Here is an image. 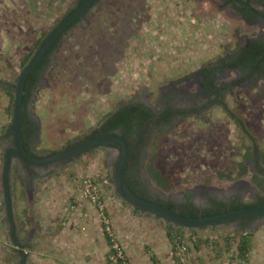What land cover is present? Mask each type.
I'll list each match as a JSON object with an SVG mask.
<instances>
[{
    "label": "rangeland",
    "instance_id": "rangeland-1",
    "mask_svg": "<svg viewBox=\"0 0 264 264\" xmlns=\"http://www.w3.org/2000/svg\"><path fill=\"white\" fill-rule=\"evenodd\" d=\"M77 2L0 0V264L22 261L9 235L1 181L12 141L14 85L39 42ZM254 6L264 13L263 6ZM262 34L257 18L242 17L224 0H97L64 33L31 90L27 110L37 125L31 151L42 157L76 145L124 103L160 109L171 98L196 113L152 130L142 148L139 183L156 200L190 196L206 211L210 197L259 202L264 175H256L252 157L244 156L248 141L217 100L202 93L197 71ZM237 77L226 70L216 82L221 86ZM223 99L245 120L264 155V78L232 86ZM118 158L117 147L97 146L40 168L35 177L11 157L8 187L24 264H43L53 253L67 252L71 232L89 251H82L85 264H110L103 224L78 191L85 177L97 182L128 264H179V251L187 264H264V214L245 230L234 220L176 227L120 197L114 184ZM73 203L78 212L68 229ZM242 237L248 241L244 258L238 251Z\"/></svg>",
    "mask_w": 264,
    "mask_h": 264
},
{
    "label": "trees",
    "instance_id": "trees-1",
    "mask_svg": "<svg viewBox=\"0 0 264 264\" xmlns=\"http://www.w3.org/2000/svg\"><path fill=\"white\" fill-rule=\"evenodd\" d=\"M83 1L84 0H79L76 7H78ZM96 2L97 0H95L94 3ZM247 4L248 2L246 3V5ZM72 11L73 9L70 10L63 18L68 16ZM248 12L254 13L253 15L249 16L250 19H254L258 16L264 24V14L252 8H249ZM78 20L79 19H76L67 28L73 26L76 22H78ZM58 39L59 37L52 43V45L48 48L46 53L37 62V64L29 71L24 82L21 108V138L24 148L30 155L33 156L34 154H32V152H30L29 150V145L34 141L37 135V126L31 114L28 112L26 104L31 90L34 89L38 81L40 72H42L49 63V54H51L52 50L55 48ZM40 43L41 41L39 42V44ZM226 70L236 71L238 73V77L227 84L218 86L216 78L218 74ZM197 72L201 76L200 85L202 93L214 97L217 100V103L225 111L227 116L234 122L237 129L248 141L246 153L244 156L247 158L250 156L252 157L256 175H264V155L259 150V146L254 135L246 125L245 120L241 116L237 115L234 111H232L226 105L223 99L226 91H228L232 86L240 85L244 82L250 83L255 80L264 78V35H261L256 39H250L246 44L239 47L231 56H223L216 59L215 61L209 62L199 68ZM170 99L171 98L165 99L163 102V107L157 111L153 110L150 106L140 101L124 103L117 107L113 112L106 114L99 123L97 129L94 131H97L100 134L118 132L123 135L130 143L135 144L133 150L129 155V164L127 165L125 171V182L128 187L138 196L140 195L136 192V189L140 188L138 187V185L132 186L131 181L132 177L135 176L134 172L137 174L139 171L142 148L148 142L152 130L163 125L167 126L171 123V121L179 117L196 113V108L178 107L175 104H172L170 102ZM93 133H91L90 135H92ZM108 145L110 144L108 143ZM25 167H27L29 171L28 173H31L30 175L35 177L37 176V174L33 173L32 169H29L28 165H25ZM136 181L137 183H139V178H136ZM259 200V204L264 203V197L259 198ZM155 203H158L169 210L177 212L173 209L174 202L171 200H165L164 202L163 200H160ZM216 203L218 206L217 210H211L209 212H206L205 214L222 212L254 205L253 203H245L238 197H235L226 202L218 201ZM177 213L192 217L199 215L194 206L187 208L186 211L181 210ZM237 222L240 228L245 230L251 224L252 217H242L237 219ZM169 229L176 231L178 228L174 229L173 227H169ZM242 239L243 240H241L238 251L240 256L244 258V255L247 251L248 241L246 237H242Z\"/></svg>",
    "mask_w": 264,
    "mask_h": 264
},
{
    "label": "water",
    "instance_id": "water-1",
    "mask_svg": "<svg viewBox=\"0 0 264 264\" xmlns=\"http://www.w3.org/2000/svg\"><path fill=\"white\" fill-rule=\"evenodd\" d=\"M95 0H84L74 11L68 16L63 18L59 24L47 35L42 44L34 52L33 56L28 60L20 71L16 83L14 85L13 96V111L11 119V131L13 146L5 151L1 181L3 187V196L5 201L6 218L9 224V235L13 243L17 247V252L23 259L25 253L22 251V245L15 238V224L12 217L11 199L9 195L8 187V172L11 162V157L15 156L19 160L29 165L36 167L49 165L62 159L72 158L84 153L86 150L95 146H100L104 143H115L119 147V158L115 168L114 184L120 197L125 200L131 206L152 214L154 216L162 218L165 222L171 223L176 227L183 228H201L209 225L219 224L227 221L236 220L242 217L259 216L264 214V203L251 205L247 207H240L222 212H216L211 214H199L197 216H184L172 210H169L158 203L144 199L135 194L125 182V171L129 161V152L132 147L126 138L118 132L106 133L97 135L89 140L81 142L75 146L67 148L65 150L53 152L47 156H32L30 155L22 144L21 138V114H22V99L25 78L29 71L36 65L39 59L43 56L48 47L53 41L64 32V30L77 18L81 17L85 13Z\"/></svg>",
    "mask_w": 264,
    "mask_h": 264
},
{
    "label": "flooded vegetation",
    "instance_id": "flooded-vegetation-1",
    "mask_svg": "<svg viewBox=\"0 0 264 264\" xmlns=\"http://www.w3.org/2000/svg\"><path fill=\"white\" fill-rule=\"evenodd\" d=\"M79 1V0H78ZM95 2V1H94ZM224 2H226V4L233 10V11H236L237 13H239V15H241L242 17H245V18H247V19H250V17L249 16H251V15H253L254 13L253 12H248V9L249 8H252V9H255V10H258L259 12H261L262 14H264L262 11H260L259 9H257L254 5H260V6H263L264 7V0H224ZM248 2V4L246 5V3ZM77 4H78V2H77ZM77 4L75 5V7H73L72 9H73V11L75 10V8H77L76 6H77ZM95 4V3H94ZM94 4H92L91 6H93ZM90 9V8H89ZM88 9V10H89ZM87 10V11H88ZM86 11V12H87ZM69 12V11H68ZM85 12V13H86ZM85 13H83V15L85 14ZM70 14V13H69ZM247 14H250V15H247ZM82 15V16H83ZM81 16V17H82ZM81 17H79V18H77V19H80ZM260 22H261V24L264 26V24H263V22H262V20L257 16L256 17ZM251 20H252V18H251ZM60 22V21H59ZM59 22L57 23V24H59ZM74 22V21H73ZM56 24V25H57ZM72 27V26H71ZM70 27V28H71ZM55 28V27H54ZM53 28V29H54ZM70 28H66L65 30H64V32L62 33V34H60L58 37H59V39H58V41H57V44H58V42L60 41V39L62 38V36L64 35V33L66 32V31H68V29H70ZM52 29V30H53ZM51 30V31H52ZM50 31V32H51ZM49 32V33H50ZM48 33V34H49ZM47 34V35H48ZM47 35H46V37H47ZM262 35H264V34H262ZM45 37V38H46ZM57 37V38H58ZM45 38H43V40L45 39ZM56 38V39H57ZM55 39V40H56ZM43 40L41 41V43H40V45L42 44V42H43ZM54 40V41H55ZM250 39H247L246 41H245V44L249 41ZM53 41V42H54ZM57 44H56V46H57ZM40 45H38V46H40ZM52 45V44H51ZM50 45V46H51ZM37 46V45H36ZM38 46H37V48H38ZM49 46V47H50ZM56 46H55V48H56ZM48 47V48H49ZM55 48L52 50V52L55 50ZM48 50V49H47ZM46 50V51H47ZM46 51H45V53H46ZM52 52H51V54H52ZM44 53V54H45ZM34 54V53H33ZM33 54H32V56H33ZM43 54V55H44ZM51 54H49V58H50V56H51ZM31 56V57H32ZM229 56H231V55H229ZM228 56V57H229ZM43 57V56H42ZM41 57V58H42ZM40 58V59H41ZM39 59V60H40ZM37 64V63H36ZM46 68V67H45ZM22 70V69H21ZM44 71V70H43ZM42 71V72H43ZM42 72H40V74H39V76L42 74ZM199 75V74H198ZM39 76H38V78H39ZM200 76V75H199ZM200 78H201V76H200ZM38 82V81H37ZM37 84V83H36ZM36 86V85H35ZM168 99V98H167ZM165 100V99H164ZM164 100H163V102H164ZM163 102H162V105H161V107H160V109L163 107ZM170 102L172 103V104H174L173 103V100L172 99H170ZM145 104V103H144ZM176 105V104H175ZM177 106V105H176ZM26 108H27V104H26ZM152 108V107H151ZM153 110H155V111H157V110H159V109H154V108H152ZM33 118V117H32ZM34 119V118H33ZM174 121V120H173ZM173 121H171V122H173ZM36 123V122H35ZM37 126V125H36ZM164 126H166V125H163V126H161V127H164ZM97 135H100V133H98L97 131L96 132H94L92 135H88L87 137H85L84 138V140H82V141H80L79 143H81V142H84V141H86V140H89V139H91V138H93V137H95V136H97ZM127 140V139H126ZM128 141V140H127ZM129 142V141H128ZM79 143H77V144H79ZM31 144V143H30ZM76 144V145H77ZM110 145H108V143H104V144H102V145H100V146H103V145H107V146H111V147H117L118 149H119V147H118V145L117 144H115V143H109ZM129 144H131L132 145V147H131V149H130V152H129V155H130V153H131V151L133 150V148H134V145L135 144H132V143H130L129 142ZM13 146V142L11 141V144H10V147H12ZM72 146H75V145H72ZM72 146H69V147H67V148H70V147H72ZM10 147H8V148H10ZM97 146H95V147H93V148H96ZM7 148V149H8ZM67 148H65V149H67ZM93 148H90V149H93ZM64 149V150H65ZM90 149H88V150H90ZM29 150H30V152H32L31 151V149H30V145H29ZM87 151V150H86ZM85 151V152H86ZM32 154H34L33 152H32ZM33 156V155H32ZM34 156H37L36 154H34ZM47 156V155H46ZM38 157H40V156H38ZM141 158H142V156L140 157V161H141ZM66 159H68V158H66ZM62 160H65V159H62ZM62 160H59V161H57V162H54V163H51V164H49V165H45V166H39V167H36V166H33V165H29V164H27V163H24V162H22L21 160V163H22V165H23V169L25 170V172H29L28 171V169H27V167H25V165H28V167H29V169H32V171H33V173L34 174H37V173H39L38 172V170L40 169V168H47V167H49V166H51V165H53V164H56V163H59V162H61ZM128 164H129V162H128ZM127 164V165H128ZM141 164V163H140ZM140 164H139V167H140ZM134 175L136 176H133L132 177V181H131V185L132 186H134V185H138V187L140 188V189H136V192L140 195V196H142V197H144V198H146V199H148V200H151V201H154V202H158V201H160V200H156L152 195H151V193L150 192H152L151 191V189L149 188V187H146L145 188V186H144V184H142V183H137V181H136V178H139L140 179V170L138 171V173L136 174L135 172H134ZM37 177V176H36ZM143 186V187H140V186ZM150 190V191H149ZM232 199L233 198H235V197H231ZM162 201V200H161ZM165 201V200H164ZM163 201V202H164ZM218 201H223V200H219V199H217V198H215V197H210V198H208L207 199V207H211L210 208V210L209 211H211V210H217V208H218V206H217V203L216 202H218ZM174 202V201H173ZM223 202H226V201H223ZM254 205H256V204H259L258 202H255V203H253ZM191 206H194L195 208H196V206H195V203H194V201H193V198L192 197H190L189 196V198L188 197H186L184 200H180V201H176V202H174V207H173V209L175 210V211H177V212H179V211H186L187 210V208H189V207H191ZM196 211H197V213L198 214H205L206 212H209V211H206V210H201V209H198V208H196ZM214 213H216V212H214ZM209 214H211V213H209ZM263 215V214H262ZM250 217H255V216H250ZM239 219V218H238ZM234 221H237V219L236 220H234ZM245 223H247V222H245Z\"/></svg>",
    "mask_w": 264,
    "mask_h": 264
},
{
    "label": "built area",
    "instance_id": "built-area-1",
    "mask_svg": "<svg viewBox=\"0 0 264 264\" xmlns=\"http://www.w3.org/2000/svg\"><path fill=\"white\" fill-rule=\"evenodd\" d=\"M78 191L82 198L86 199L95 209L96 214L99 216L101 223L103 224V229L107 240L109 241L110 254H109V262L110 264H128L125 255L116 240V236L114 234L113 229L110 226L109 220L106 217L105 213V204L102 198L99 195V189L97 187V182L90 178L85 177L81 180L79 184ZM74 204L70 205L69 209H73ZM180 251L178 252V261L179 264H187L184 260L185 257L180 255Z\"/></svg>",
    "mask_w": 264,
    "mask_h": 264
},
{
    "label": "crops",
    "instance_id": "crops-1",
    "mask_svg": "<svg viewBox=\"0 0 264 264\" xmlns=\"http://www.w3.org/2000/svg\"><path fill=\"white\" fill-rule=\"evenodd\" d=\"M73 204H74L73 209L72 210L68 209L69 211L67 213V214H69V212H70L69 217H67V219H66V222H67L66 224L68 226V229H70V227L73 225L72 221L75 220L74 215L77 214V212H78V209H77L78 205L76 203H73ZM70 205H72V204H70ZM70 216H72V217H70ZM66 242L68 243L67 252L63 251V253H61V252L53 253L51 258L49 255L48 259H45L46 262H44L43 264H51V263H54V264H73V263L85 264V262H84L85 257L83 254L87 253L89 251H87L86 249L84 251L83 248H80L81 243L78 239V234L77 233L72 234V232H71V235L70 234L68 235ZM82 251H84V253ZM74 258H76V259H74ZM55 260H57L58 262L56 261V263H55ZM40 264H42V263H40ZM87 264H93V262H90Z\"/></svg>",
    "mask_w": 264,
    "mask_h": 264
}]
</instances>
